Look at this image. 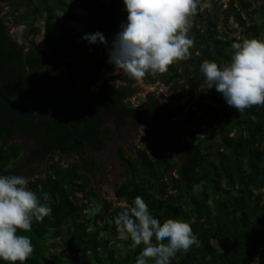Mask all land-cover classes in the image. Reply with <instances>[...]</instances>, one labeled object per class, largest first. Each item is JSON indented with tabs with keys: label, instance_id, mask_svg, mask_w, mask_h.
Masks as SVG:
<instances>
[{
	"label": "trees",
	"instance_id": "obj_1",
	"mask_svg": "<svg viewBox=\"0 0 264 264\" xmlns=\"http://www.w3.org/2000/svg\"><path fill=\"white\" fill-rule=\"evenodd\" d=\"M261 1L259 8L251 13L252 0H228L220 20L217 5L203 7L204 0H199L188 33L195 41L190 57L174 62L165 73L147 74L143 78L146 83L160 81L175 91L200 90L198 108L189 110L187 119L183 105L172 103L169 97L156 92H149L139 106L130 105L128 100L137 90L134 86L137 81L123 75L121 85L116 88L115 66L97 60L103 43L91 44L83 39L86 34L100 32L111 48L121 24L127 22L123 0H0V60L14 81L20 83L23 93L34 104L42 105L76 99L94 102L99 92L102 110L99 113L80 103L57 110L59 119L33 120L10 115L12 109L0 98V118H6V123H0V138L10 137L17 128L41 142L39 154L50 150L54 154H82L83 150L88 153L102 149L105 138L111 137L112 126L98 128L105 112L118 118L119 133L125 125L130 132H138L143 123L152 131L168 134L184 120L190 136L182 150L173 148L168 154L161 149L150 155L146 149L138 148L133 156L124 147L119 149L118 156L129 173L127 181L115 193L117 202L127 203L123 207L114 205V201L102 197L90 186L88 158L82 157V168L74 162L64 165L62 156L59 160L50 158L46 176L29 180L28 184L40 202L52 211L43 221L34 220L29 232L20 233L29 236L34 246L26 264H135L143 245L132 247L131 253L123 256L110 244V237L117 231L115 216L131 207L137 196L144 199L155 218L161 222L169 218L184 220L198 237L199 246L193 245L187 253L178 252L171 264H252L255 248L258 264H264V193L254 192L264 188V106L238 112L227 105L214 86H205L206 78L200 71L205 60L221 65L230 62L233 43L243 38L264 39V0ZM73 4L88 12L92 27L58 43L52 38L62 20L52 24V16L62 8L67 18L73 17ZM43 11L47 13L49 51L37 43L41 29L34 23L26 31L28 45L12 36L7 23L12 17L23 22L28 15L37 16ZM231 17L239 26V31L235 30L238 34L225 32L222 36L218 24ZM62 55L63 64L69 66L68 77L54 73L61 70ZM81 76L83 85L77 81ZM211 132L218 136L219 146L203 155ZM151 136L150 131L144 142ZM21 152L22 146L17 142L0 146V176L31 178L36 174L35 170L26 172L22 166L14 165ZM180 154L182 160L178 162L175 158ZM76 179L81 182L77 183ZM223 181L230 188L224 187ZM204 182L206 188L198 199L194 187ZM236 185L238 188L233 193ZM78 191L89 201H97L93 212L85 211L86 205L77 202ZM44 192L49 194L47 200L43 198ZM103 231L109 234L108 238L102 237ZM0 264L7 262L0 260ZM148 264L154 261L149 260Z\"/></svg>",
	"mask_w": 264,
	"mask_h": 264
},
{
	"label": "clouds",
	"instance_id": "obj_2",
	"mask_svg": "<svg viewBox=\"0 0 264 264\" xmlns=\"http://www.w3.org/2000/svg\"><path fill=\"white\" fill-rule=\"evenodd\" d=\"M127 22L112 41L109 63L116 74L123 73L140 81L147 74L165 73L170 65L190 57L194 39L188 33L199 0H123ZM91 44H107L100 32L86 34ZM230 62L218 64L205 60L200 71L206 82L215 87L227 105L244 112L264 106V39L243 38L231 45ZM29 179L19 175L0 176V260L7 264H26L34 253L29 236L33 221H43L52 209L42 204L37 193L28 187ZM47 200L49 194L42 193ZM122 239L132 247L143 245L135 264H171L178 252L187 253L198 237L190 223L181 219L161 222L149 211L140 196L114 218Z\"/></svg>",
	"mask_w": 264,
	"mask_h": 264
},
{
	"label": "rangeland",
	"instance_id": "obj_3",
	"mask_svg": "<svg viewBox=\"0 0 264 264\" xmlns=\"http://www.w3.org/2000/svg\"><path fill=\"white\" fill-rule=\"evenodd\" d=\"M36 1V0H35ZM251 7L249 8V11L253 13V11L261 5V0H252ZM217 5V11L216 13L219 15L220 20H222L224 13L223 11L228 6V0H204L203 7L211 8L213 6ZM5 9H9V5L5 6ZM73 17L67 18L66 17V11L64 9H57L55 13L52 16V24L56 22L57 19H61V24L58 26L56 30V35L52 38L56 40L58 43L62 42L63 39H68L71 36H76L78 34L83 33L84 31L88 30L92 27V22L90 18L88 17V12L83 8L76 5H72V11H71ZM253 17L255 14H252ZM46 19H47V13L42 12L41 14L37 16L28 15L27 20H24L21 22L18 18L12 17L8 19V26L10 28V32L14 38L17 39L22 44L28 45L29 38L26 36V31L29 29L30 23H34V25L38 26L41 29V33L36 37L37 43L40 45V47L47 49V51L50 50V45L48 44L47 40V29H46ZM218 30L223 36L222 33H229L230 35H237L239 31V26L231 17L227 22H219L218 24ZM238 29V31H235ZM63 37V38H62ZM109 47L106 44H102L100 46L99 51V59H104L106 62L109 61ZM64 70L67 69V65H63ZM65 72V71H64ZM116 74V72H115ZM117 79L121 80V73L116 74ZM118 83V82H117ZM134 86L137 87L136 92L131 96L128 103L132 106H137L143 101L145 96L149 92H156L158 95H165L170 98V102L172 103H178L180 105H183L185 110V117L188 119V113L189 110H197V103L199 101L201 91L200 90H178L175 91L172 88H170L168 85H164L162 82L158 81L156 83H146L144 79L137 81ZM207 87H211L208 83L205 84ZM211 94L213 92H210ZM204 95L207 94L206 91L203 92ZM219 95V94H218ZM209 96V95H206ZM221 97V96H220ZM209 98V97H207ZM199 114V113H198ZM182 124L180 126H174L170 134L163 135L160 131H152L150 127L142 126L140 125L138 128V132H127L124 131L121 135H115L114 139L111 140L106 149L104 150V153L102 154V157L100 156L98 159L106 160V165L108 169V177L105 179L97 178L95 177V184L94 187L97 189V192L104 198L114 201V205L116 206H125L127 203L124 200H120L117 202L116 197V190L120 186L121 183L126 182L129 178V173L126 172V167L123 165V162L120 160L118 153L119 149L121 147H124L127 154L136 155V150L138 148L140 149H146L150 155L153 153L163 149L164 154H168L169 150L173 148H178L182 150V147L186 141L190 140V136L187 132L188 125L184 120H181ZM190 129H193V127H190ZM152 132V136L148 138L147 142H144L145 137L147 136L148 132ZM220 140L218 136H216L214 133L208 134V139L204 146V152L203 155H205V152H210L211 150L217 149L219 146ZM176 161L181 162L182 160V154L177 156ZM214 157H210V160H213ZM54 160H59V156L55 155ZM73 160H66L62 159V163L64 165L70 164ZM33 179V178H32ZM77 183H80L81 180L76 179ZM93 187V184L90 185ZM88 186V189L90 188ZM223 186L226 188H230L228 183L223 181ZM206 188V183L197 184L194 187V191L196 193V197L198 199L201 198V192ZM238 188V185L235 186V188H232V192L236 193V190ZM210 191V188H208ZM262 191L264 193V188L255 189V193H259ZM211 195V193H210ZM77 202L80 205H86L85 211L93 212L94 206L97 205L96 200L89 201L86 199L83 192L78 191L77 194ZM213 196L211 195V199ZM211 207H213V202L210 200ZM103 238H108L109 234L106 231H103L101 233ZM110 244L116 248L119 253H121L123 256H127L129 253H131L132 250V244L129 239H122L116 231L113 235L110 237ZM65 256L68 255V253H64ZM258 257L259 254L257 253V250H253V263L252 264H258Z\"/></svg>",
	"mask_w": 264,
	"mask_h": 264
},
{
	"label": "flooded vegetation",
	"instance_id": "obj_4",
	"mask_svg": "<svg viewBox=\"0 0 264 264\" xmlns=\"http://www.w3.org/2000/svg\"><path fill=\"white\" fill-rule=\"evenodd\" d=\"M64 59H65L64 55L59 57V61L62 64V67H61V70L59 72L55 71L54 73H55V75H59V76L65 75L66 77H68L69 66H68V64H66L67 65V69L64 70V67H63ZM97 60H102L105 64L108 62V61L106 62L104 59H99V58H97ZM103 70H105V68ZM78 71H80V70L78 69ZM80 74H81V71H80ZM114 75H116V74H114ZM122 77H123V73L121 72V78ZM77 81H78V84L83 85V76H81ZM115 81H116V83L118 82V84L116 86V88H118L121 85L122 81L118 80V79H116ZM99 94L100 93L98 92L94 96V100H95L94 102H91V101H89V102L93 105L92 108L90 107L91 109L97 110L99 113H102L100 102L98 101ZM146 96H145V98H146ZM144 99H143V101H144ZM76 100L88 101L86 99H76ZM143 101H141V103ZM78 104H80V103H78ZM82 104H84V103H82ZM139 105H137V106H139ZM9 114L13 115V114H11V112ZM58 116L60 118V115H58ZM5 119H6L5 117L0 118V123H2V124L6 123V122H4ZM98 125H99L98 128L102 129V130L104 129V127H106L108 125L112 126L113 131L110 134L111 137L109 139L105 138V142L106 143L104 142V146H103L102 149L93 150L92 152H88V153H85V151L83 150L82 154H77L76 152H73V153H70V154H67V153H64V154L55 153L54 154V151L50 150V151H48L45 154H43V153L39 154L41 152V149H39L40 146H41V144H40L41 142L37 141L36 139H34V138H32V137H30V136H28L26 134H23V133L19 132L17 128L13 129V133H12V135L10 137L0 138V146L5 144V143L11 144V143H16L17 142V143L21 144V146H22L21 157L15 162L14 165L15 166H22L23 170L26 171V172L35 170V172H36L35 175H33L31 178L27 177L29 180H35L37 177H45L46 176V168H47V164L49 163V159L54 157L55 155H58L59 157L62 156L63 159H66V160L68 159L69 161L73 160V161H71V163H73V162L77 163V165L80 168H82L83 164H84V161H83L82 157H86V158H88L87 159V163H89V167H88L89 172L88 173L90 174V177H91V180H92V184H93V187H94L95 179H96L95 177L97 175H98L97 178L100 177L102 179H105V178L108 177V174H109L108 169H107V165H106V160L102 161L101 159H98V158L100 156L102 157V154L104 153V150L106 149L108 143L111 140L114 139L115 135H121V134L124 133V131L130 132L129 128H128V125H125V126L121 127L120 133H119L118 129H117L118 118L113 113H110V112H105V114L102 115V118L99 120ZM140 125L146 126V124H143V123H141ZM42 126H44V124ZM5 128H6V126H5ZM162 133H163V135H167L165 132H162ZM169 134L170 133H168V135ZM123 183H121L120 186Z\"/></svg>",
	"mask_w": 264,
	"mask_h": 264
},
{
	"label": "water",
	"instance_id": "obj_5",
	"mask_svg": "<svg viewBox=\"0 0 264 264\" xmlns=\"http://www.w3.org/2000/svg\"><path fill=\"white\" fill-rule=\"evenodd\" d=\"M1 57L2 55H0V59ZM0 98L12 109L11 114L43 121L59 119V116L55 112L66 106L84 103L91 108L93 107L89 101L85 100H70L42 105L34 104L20 89V83L14 81L11 75L7 72L1 60Z\"/></svg>",
	"mask_w": 264,
	"mask_h": 264
}]
</instances>
